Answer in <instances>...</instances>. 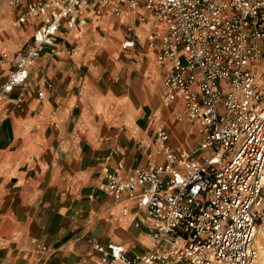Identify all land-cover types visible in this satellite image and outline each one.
<instances>
[{
    "label": "built area",
    "instance_id": "obj_1",
    "mask_svg": "<svg viewBox=\"0 0 264 264\" xmlns=\"http://www.w3.org/2000/svg\"><path fill=\"white\" fill-rule=\"evenodd\" d=\"M141 5L165 26L147 35L149 46L158 47L156 61L169 63L163 100L183 99L176 119L185 118L198 141L189 149L173 147L167 128L157 125L155 140L136 148L162 161L125 175L118 163L105 174L96 187L115 198L129 194L136 213L150 222V243L129 254L123 244L87 238L92 264H253L263 247L257 237L264 214V0H27L13 24L37 18L33 42L1 55L15 67L0 86V100L17 87L15 103L23 102L29 68L45 48L62 51L60 28L128 13L145 20ZM36 248L50 252L40 243Z\"/></svg>",
    "mask_w": 264,
    "mask_h": 264
},
{
    "label": "crops",
    "instance_id": "obj_2",
    "mask_svg": "<svg viewBox=\"0 0 264 264\" xmlns=\"http://www.w3.org/2000/svg\"><path fill=\"white\" fill-rule=\"evenodd\" d=\"M26 1L9 5L0 21V86L15 67L1 55L33 42L37 18L13 24ZM139 12L145 20L128 13L60 28L62 51H42L29 68L23 102L15 103L17 87L0 100V264H92L87 238L123 244L129 254L149 245L150 222L129 194L115 198L96 186L118 163L125 175L162 161L136 148L155 140L157 125L167 128L173 147L195 146L198 134L185 118L175 119L183 113L181 97L163 100L169 63L156 61L158 47L147 35L165 26L142 5ZM128 38L134 46L124 48ZM72 45V53L63 50Z\"/></svg>",
    "mask_w": 264,
    "mask_h": 264
},
{
    "label": "rangeland",
    "instance_id": "obj_3",
    "mask_svg": "<svg viewBox=\"0 0 264 264\" xmlns=\"http://www.w3.org/2000/svg\"><path fill=\"white\" fill-rule=\"evenodd\" d=\"M9 2H10V0H0V21H2L1 19H3L4 16H6V13L11 11L9 8L10 7ZM11 21H12V16L9 18V22H11ZM189 126H190V124L188 123V128H189ZM258 227L259 228H258V237L257 238L260 241V243H262L263 247L261 248L259 257L257 258V260L253 264H264V214L262 215V217L259 221ZM259 231H260V233H259Z\"/></svg>",
    "mask_w": 264,
    "mask_h": 264
},
{
    "label": "bare ground",
    "instance_id": "obj_4",
    "mask_svg": "<svg viewBox=\"0 0 264 264\" xmlns=\"http://www.w3.org/2000/svg\"><path fill=\"white\" fill-rule=\"evenodd\" d=\"M261 231V230H260ZM260 231H259V233H260ZM263 233V232H262ZM257 260V259H256Z\"/></svg>",
    "mask_w": 264,
    "mask_h": 264
}]
</instances>
